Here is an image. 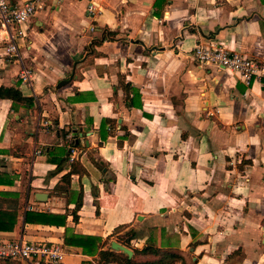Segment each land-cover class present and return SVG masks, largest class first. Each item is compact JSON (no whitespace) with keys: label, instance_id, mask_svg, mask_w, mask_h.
I'll list each match as a JSON object with an SVG mask.
<instances>
[{"label":"crops","instance_id":"0c3cea01","mask_svg":"<svg viewBox=\"0 0 264 264\" xmlns=\"http://www.w3.org/2000/svg\"><path fill=\"white\" fill-rule=\"evenodd\" d=\"M24 29L32 81L0 60V87L35 105L0 99V172L14 179L0 201L67 219L0 237L60 243L61 264H97L64 245L65 228L103 251L150 242L195 264H264V86L193 53L216 43L264 63V0H51Z\"/></svg>","mask_w":264,"mask_h":264},{"label":"built area","instance_id":"2783aa9c","mask_svg":"<svg viewBox=\"0 0 264 264\" xmlns=\"http://www.w3.org/2000/svg\"><path fill=\"white\" fill-rule=\"evenodd\" d=\"M50 1L26 0L19 4L13 3L12 0H0V60H11L17 63L20 67L19 79L26 85L32 81L33 69L28 64L29 57L23 55L18 41L26 37L24 27L31 18L37 11L44 9ZM54 1L58 3L62 0ZM95 11L96 7L89 2L86 8L87 16H94ZM90 30L93 31L94 27L91 26ZM193 53L194 58L200 64H208L236 73L245 84H249L252 80H258L264 86V63L262 62L216 43L199 44ZM70 152L74 153L73 147L70 148ZM69 159L73 161V156ZM64 256V247L57 242L29 241L23 237L11 239L0 237V260L19 264H61Z\"/></svg>","mask_w":264,"mask_h":264},{"label":"trees","instance_id":"16d2710c","mask_svg":"<svg viewBox=\"0 0 264 264\" xmlns=\"http://www.w3.org/2000/svg\"><path fill=\"white\" fill-rule=\"evenodd\" d=\"M98 44L94 41L93 45ZM119 87L124 91L126 96V104L131 107L132 103L129 95L135 93V89L128 83L119 79ZM0 99H6L12 103L22 104L25 108L34 107V99L32 97H25L17 88H4L0 87ZM66 133H64V136ZM70 147H77L79 145L76 140H69ZM75 171V170H74ZM70 174H65L61 183L67 187L69 185ZM14 179L8 174L0 172V185H13ZM58 188V187H57ZM57 190V189H56ZM2 196H7L5 201H0V232H11L14 230L19 221L24 225H40L50 227H66V214H57L51 212H37L25 211L21 212L22 202L16 193H3ZM81 205L79 199L73 211V221H77V211ZM128 239L134 238L135 233L130 231ZM63 243L66 247H72L80 250L82 255L88 257H96L97 264H195L189 253L182 251L173 246L158 247L154 243H147L141 249H133V254L128 257L122 252L112 250H101L106 241L101 238L93 236H84L73 233L70 229L65 228L63 236ZM3 264H15L12 261L0 260ZM82 264H87L83 262Z\"/></svg>","mask_w":264,"mask_h":264},{"label":"water","instance_id":"95a60500","mask_svg":"<svg viewBox=\"0 0 264 264\" xmlns=\"http://www.w3.org/2000/svg\"><path fill=\"white\" fill-rule=\"evenodd\" d=\"M68 82H69V80H63V81L59 82V84L56 86V88L59 89L65 85H67ZM110 247H111V250L122 252V253L126 254L128 257H131L133 254V252L130 249H128V248H126V247H124V246H122L116 242H112Z\"/></svg>","mask_w":264,"mask_h":264}]
</instances>
